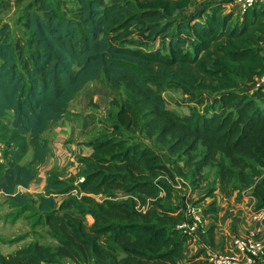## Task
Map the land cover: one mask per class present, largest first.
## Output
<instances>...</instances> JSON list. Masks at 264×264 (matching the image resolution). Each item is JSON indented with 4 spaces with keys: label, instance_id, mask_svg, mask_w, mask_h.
<instances>
[{
    "label": "trees",
    "instance_id": "1",
    "mask_svg": "<svg viewBox=\"0 0 264 264\" xmlns=\"http://www.w3.org/2000/svg\"><path fill=\"white\" fill-rule=\"evenodd\" d=\"M193 1L31 0L27 37L12 42L8 24L0 28V118L13 113V132H0V191L15 203L27 207L28 194L17 188L30 186L46 162L49 123L91 81L118 95L101 121L105 132L84 144L91 152L80 155L82 171L67 180L51 173L33 199L56 245L29 242L0 252V264L193 260L178 227L184 212L176 213L165 183L174 179L172 158L198 172L214 167L209 194L215 186L225 196L252 187L256 207H264V90L250 86L264 71V8L237 13L225 0H207L193 9ZM170 86L209 106L168 109L161 91ZM27 148L28 163L1 165ZM216 212L212 198L203 214L215 220Z\"/></svg>",
    "mask_w": 264,
    "mask_h": 264
},
{
    "label": "rangeland",
    "instance_id": "2",
    "mask_svg": "<svg viewBox=\"0 0 264 264\" xmlns=\"http://www.w3.org/2000/svg\"><path fill=\"white\" fill-rule=\"evenodd\" d=\"M0 1L3 3V9L0 13V28L4 24H8L9 26L8 34L12 42L15 41L17 38L27 37L28 33L24 28L23 22L27 11V4L31 0H0ZM225 8L226 10L232 9V7L228 4H225ZM59 10H62V8L59 7ZM239 17L240 15L236 13V15H233V20L236 21ZM152 46L153 48L157 47L158 46L157 42L153 43ZM88 91L89 92L91 91L93 93L97 92L98 94L97 96H95L96 101L93 100L91 102V106L93 107H91L90 109H91V117L93 118H88L89 127L90 129H92L93 133H96L95 134L96 136L100 132L101 133L103 131L105 132L104 129L105 124L102 123L101 121L109 119L108 117L109 112L114 111V109L111 110L112 105L110 101L112 100V97L118 98V95L113 96L112 93L105 88L104 84L101 82L100 79L95 80L91 84H89L85 89V92ZM213 94H217V92L214 91ZM161 95L163 96L166 107L168 109L176 113H182V114L188 113L193 109L201 112L203 111V108L205 106H209V102H210V101L207 102L205 101L204 104L197 103L196 99L189 97L188 94L183 93L182 90L176 86H170L165 90H162ZM107 107H108V114L101 113V110H104L105 108L107 111ZM5 119H8V117L7 118L5 117ZM79 127L80 126L78 124L77 133L80 131ZM98 129L100 131L97 133ZM78 138L82 139L83 137H78ZM3 139H9V138L3 136ZM83 144L80 143L79 145L84 146ZM155 149L161 153L162 157H166L164 152H162L159 147H155ZM22 150L23 152L21 154L14 155L13 159L10 158L8 159V161L6 159L3 160L1 165L5 166L9 162L10 163L18 162L21 164L28 163V161L30 160V155L26 154V152H24V149ZM69 153L70 151L68 150L67 151L61 150L58 153V156L62 159V162L65 163L63 167L64 168L68 167V169L74 173V174L69 173L68 177L75 176L74 177L75 179L76 176L79 174V172L82 171V167L78 165L79 167L78 166L77 167L79 169H77L71 165L73 163L65 159V156L69 155ZM53 157L56 160V157L55 156ZM2 158H6L3 148H1L0 151V161L2 160ZM77 160L78 159L76 157L75 161ZM171 161H173L171 169L172 172L174 173V179L166 180L167 182L165 180L164 181L165 183L170 185L172 191L174 192L173 197L177 198L175 204H177V206L180 207H177L176 205H175L176 207L175 206L174 207L176 209L178 208L180 209L176 210V213H178L179 211L184 212L185 205L189 204L202 211V215L204 219L205 217L209 219L208 225L210 223H215L217 216L215 220H213V218L211 217V213H208L207 215L203 214V209L208 206L210 200H212V198H214V196L217 193H221L220 187L215 186L213 190L210 191L211 193L209 194V190H210L209 180H213L215 174L214 167L208 166L198 172V170L195 169V167L192 166L188 167V165L184 163L183 159L175 160L172 158ZM35 174H37V170ZM55 174H58L59 176V173H55ZM61 175H65V174L62 173ZM35 183L36 186H38V182ZM29 189L34 190V188L31 187ZM27 194H28L27 195L28 202L26 207L22 204L20 205L15 203L11 199V197L0 193V252H3L4 254H8L11 251H13L16 247H21L22 245L32 241H37L44 244L56 245V241L52 239V237H50L48 233V228L43 223V220L39 221V217L41 213L40 211L37 210L36 206L33 203V199H36L38 196H40L43 193H36L32 191ZM97 197L99 199L102 196H97ZM56 198L57 200H61L62 197L56 196ZM89 221L90 220L88 219V222ZM203 223H204L203 226L206 227V223L204 220ZM16 238H20V239L17 240ZM59 264H72V263L68 260H64Z\"/></svg>",
    "mask_w": 264,
    "mask_h": 264
},
{
    "label": "crops",
    "instance_id": "3",
    "mask_svg": "<svg viewBox=\"0 0 264 264\" xmlns=\"http://www.w3.org/2000/svg\"><path fill=\"white\" fill-rule=\"evenodd\" d=\"M206 1L207 0H194L192 8L195 9ZM92 82L93 81L89 82L84 87V89L80 91L74 97V99H72V101H70L66 110V115L64 117H62L59 121L49 123L47 129L43 133V138L47 141L48 146V156L46 162L41 165H36L37 174L35 175V178L31 182L30 186L27 188L18 186L17 191L27 193L32 191L36 193H43L47 178L51 173H59V177L62 179L73 178V176H68L69 173H74L70 171L68 167H63L65 163H63L62 159L58 156V153L61 150L70 151L69 155L65 156V159L73 163H70L72 166L77 169H79L78 165L82 167L79 158L81 156H86L91 152L90 147L85 146L83 143L90 142L97 136H95L96 133H93L92 129H90L88 118H93L91 117L90 108L93 107L91 106V102L93 100L96 101L95 96L98 94L97 92L93 93L91 91L85 92L86 87ZM105 88L109 90L114 96V92H112L106 86ZM101 113L108 114V107L107 111L105 108L104 110H101ZM5 117H8V119H5ZM12 117V111H7L5 116L0 118V132H3L6 136L13 132L11 127ZM77 123L80 126V131L78 133ZM99 131L100 130L98 129L97 133ZM12 137L14 136L12 135ZM78 137L83 138L80 139ZM80 143H82L84 146L79 145ZM27 154H29L31 158L32 152L30 148H27ZM53 156L56 157V160ZM76 157L78 159L77 161H75ZM62 173L65 175H61ZM35 182H38V186H36ZM30 187L34 188V190L29 189ZM0 193L7 195L2 191H0ZM214 200L216 202L217 218L215 223H213L215 225L211 231V234L209 235L207 231L209 219L205 217V233L194 235L191 241L187 243L188 257H196L193 260H189L186 263L181 264H197L198 262L203 261V259L207 261V258H205L206 256L204 257L205 253L203 252V246H209L215 251L224 252L231 248L232 238L236 236H245L251 231H264V224L254 221L251 217L252 211L254 208H256V199L252 194V187L236 190L229 196H224L221 193H217L214 196ZM17 248L19 247H16L10 253L14 252ZM200 251L203 253H200ZM207 263L210 264L209 261Z\"/></svg>",
    "mask_w": 264,
    "mask_h": 264
},
{
    "label": "built area",
    "instance_id": "4",
    "mask_svg": "<svg viewBox=\"0 0 264 264\" xmlns=\"http://www.w3.org/2000/svg\"><path fill=\"white\" fill-rule=\"evenodd\" d=\"M237 13H243L255 5L264 8V0H225ZM251 89L264 90V71L255 76ZM79 177L78 181H82ZM74 192H76L74 190ZM185 220L178 227L189 243L194 235L204 234L202 211L192 205L184 207ZM254 221L264 224V207L254 208L251 213ZM204 253L210 264H264V231H251L245 236H236L231 239V248L228 251H215L209 246H203Z\"/></svg>",
    "mask_w": 264,
    "mask_h": 264
}]
</instances>
